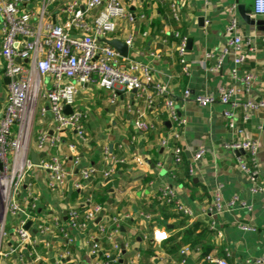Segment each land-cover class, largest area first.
Listing matches in <instances>:
<instances>
[{
  "label": "crops",
  "instance_id": "crops-1",
  "mask_svg": "<svg viewBox=\"0 0 264 264\" xmlns=\"http://www.w3.org/2000/svg\"><path fill=\"white\" fill-rule=\"evenodd\" d=\"M252 4L253 0H181L179 21L175 22L170 18L164 0L129 3L128 11L135 16L144 15L143 21L117 20L116 31L109 40L125 42L130 36L132 45L128 57L148 63L154 79L167 85L178 114L185 120L179 142L181 163L174 165L171 149L160 145L170 129L162 99L148 109L133 91H120L111 104L107 91L93 83L82 85L77 90L75 107L83 114L82 128L87 141H79L67 130L58 147L44 152L35 150V139L42 132L51 136L53 125L48 112L41 116L36 110L27 131V157L30 159L32 152L43 155L39 160L57 157L69 177L62 187L51 190L46 171L35 167L27 173L18 200L25 211L27 198L37 200L36 210L27 221L36 255H31L26 247H18L15 224L7 217L6 235L0 242V264H98V259L89 255L86 235H93L100 253L109 251L112 244L118 245L113 264H208L204 260L207 255L223 258L228 264H246L264 257V111L254 113L244 123L241 111L237 110L238 132H230L221 116L226 107L216 99L220 89L232 83L233 53L229 52L220 67L213 70L231 39L225 28L229 20L228 9L235 6L236 34L243 40L246 55L239 72L255 76L247 91L238 87L240 92L236 99L264 100V43H261L264 32L245 23L238 14V7L242 6L245 13L256 20L252 16ZM32 7L36 9L33 5L25 8ZM49 20L56 22V17ZM175 32L187 39L188 75L183 74L179 64ZM152 52H157L159 59H149L148 54ZM5 80L0 71V111L7 95ZM185 90L191 96H211L214 101L199 107L191 99L182 100ZM127 107L134 113H129ZM137 112L143 121L153 126L150 131L143 133L134 128L135 116L132 114ZM14 131L16 133L15 128ZM235 140L257 142L256 181L262 188L258 194L251 193L252 181L238 167L237 158L247 159V152L237 155L236 151L226 148ZM68 145L74 146L73 152L68 150ZM198 150H203L204 154L200 160L193 161ZM75 158L78 159L77 166L72 163ZM134 158H139L141 163H136ZM120 160L125 163L119 164ZM83 168H93L96 173L80 190H74L73 183ZM108 169H114V172L103 178L102 172ZM105 183H108L106 194ZM218 186H221L224 200L238 196L250 205V210L237 207L219 214L209 213L212 194ZM163 187L172 190L173 202L166 203L160 198L158 191ZM94 191L106 197L101 205L104 215L129 217L111 240L95 234L94 225H90L86 233L70 231L71 243H66L56 232L37 233L39 223L57 219L60 224H66L67 212L80 207ZM175 204L189 209L191 216L182 215ZM193 226H196L194 233H200V241L191 248L181 242L185 232ZM153 232H164L167 239L156 244L151 238ZM143 235L149 238L146 240ZM149 249L152 250L150 256ZM182 250L185 252L181 253Z\"/></svg>",
  "mask_w": 264,
  "mask_h": 264
},
{
  "label": "built area",
  "instance_id": "built-area-1",
  "mask_svg": "<svg viewBox=\"0 0 264 264\" xmlns=\"http://www.w3.org/2000/svg\"><path fill=\"white\" fill-rule=\"evenodd\" d=\"M132 1L135 0H0V71L4 79L8 80L6 100L0 111V242L6 235V218L10 217L15 224L18 247H26L31 255H36L35 243L25 225L36 210L37 200L33 197L27 198L28 206L25 211L19 204V191L27 173L35 167L48 173L47 185L51 190L62 187L69 173L57 157L39 160L37 166L31 163L27 157L28 127L36 110L41 116L47 112L51 115L54 133L51 136L45 132L38 133L35 139L37 152L58 147L67 130L72 131L79 141L86 142L82 128L83 114L75 107L77 90L82 85L93 83L107 91L111 104L115 102L120 91H135L136 97L142 100L148 109L152 108L157 100L162 99L170 129L166 137L161 139L160 145L171 149L174 165L181 163L182 150L179 142L185 120L178 114L167 85L154 79L153 69L148 63L137 62L129 58L128 54L127 57H122L101 41L109 40L115 33L117 20L128 23L143 21L144 15L135 16L128 11L129 3ZM164 1L168 4L170 18L178 22L181 0ZM28 5L36 6L37 10L33 7L25 8ZM92 13L94 15L90 18ZM228 14L229 20L225 31L231 39L213 70L220 67L229 52L233 53V67L230 71L232 83L220 89L216 100L226 107L221 116L226 122L227 129L230 132H238L236 111H241V120L245 123L254 113L264 111V100L236 99L240 92L238 87L247 91L255 76L252 73L239 72V68L246 61V55L242 48L243 40L236 34L238 25L236 7H230ZM53 16L56 17V22L49 20ZM252 16L264 22V0H253ZM173 36L178 40L176 51L182 72L188 75L189 67L185 61L187 39L176 32ZM124 43L129 50L132 38L129 36ZM245 43L248 46L249 40L247 39ZM261 43H264V37ZM148 57L159 59L157 52L149 53ZM188 99L193 100L199 107L214 101L211 96H191V93L185 90L182 100ZM66 107L71 109L70 114L64 113ZM127 111L134 113L129 107ZM132 115L135 116L133 126L137 131L146 133L153 128L151 124L141 119L138 112ZM226 148L247 152V159L237 158L238 167L252 181L251 193L262 192L256 181L257 142L235 140ZM68 150L73 152L74 146L68 145ZM104 152L107 154V150ZM203 154V150L196 151L193 161L200 160ZM133 160L141 163L139 158ZM72 163L77 166L78 159L75 158ZM118 163L125 162L120 160ZM113 170L103 171L102 177L108 178ZM189 171L191 172V167ZM95 173L96 170L93 168L80 169L73 189L80 190ZM158 194L164 202H173V192L169 187L161 188ZM212 199L209 213L219 214L237 207L250 210V205L238 196L224 200L221 186L216 187ZM81 205L82 209L74 208L67 212L66 224H60L57 219L39 223L36 226L37 233L56 232L66 243H71L70 231L86 233L88 227L94 225L95 234L111 240L113 235L118 233L121 223L129 219L127 215H104L103 207L93 203L90 197H86ZM175 208L182 215L191 216L189 209L177 204ZM242 229L247 230V227L242 226ZM143 238L147 240L149 237L143 235ZM151 238L153 242L160 244L167 236L164 232H153ZM86 243L89 255L97 258L98 264L114 263L112 254L118 252L117 244H112L109 251L100 253L99 244L93 235H86ZM110 257H113L112 260ZM204 260L208 264H228L225 259L213 255H207ZM246 264H264V257L253 259Z\"/></svg>",
  "mask_w": 264,
  "mask_h": 264
},
{
  "label": "water",
  "instance_id": "water-1",
  "mask_svg": "<svg viewBox=\"0 0 264 264\" xmlns=\"http://www.w3.org/2000/svg\"><path fill=\"white\" fill-rule=\"evenodd\" d=\"M238 14L240 16V18L247 24L250 25H255L257 27V29L259 31L264 32V22L260 19H256L253 20L249 17L248 14L245 13L244 9L242 6L238 7ZM103 43L107 44L108 46H110L111 48H113L120 56L122 57H127L128 54V47L126 46V44L120 40L117 39H102L101 40ZM17 62H19L18 60H16ZM8 80H5V83L7 84ZM135 93V91H133ZM65 114H70L71 113V109L69 107H66L64 110ZM237 155L239 154H243L244 151L239 150L235 152ZM42 154L40 155H36L34 152L30 153V161L33 165L37 166L38 165V161L39 159L42 158ZM98 221V219H97ZM96 221V222H97ZM30 226V223L27 222L25 225V228L28 229V227ZM121 248L123 249V247L121 246ZM113 257H110V259L112 260Z\"/></svg>",
  "mask_w": 264,
  "mask_h": 264
},
{
  "label": "trees",
  "instance_id": "trees-1",
  "mask_svg": "<svg viewBox=\"0 0 264 264\" xmlns=\"http://www.w3.org/2000/svg\"><path fill=\"white\" fill-rule=\"evenodd\" d=\"M107 189H108V183H105L104 187H103V190H104V193L106 194L107 193ZM87 197H90L92 202L95 203V204H99V205H102L103 202L105 201L106 197L104 196H100L98 192L94 191L92 194L88 195ZM82 205L80 207H78L79 209H82ZM195 227L196 226H193L192 229L188 230L185 232V235H184V241L182 240V244L186 243L189 245V247L193 248L196 244L199 243L200 241V233L199 234H195L194 231H195ZM103 244L106 246L107 244L105 242H103ZM108 247V246H106ZM148 255L150 256L152 254V250H148ZM114 256V254H112ZM102 258V257H101ZM110 261V259L108 260Z\"/></svg>",
  "mask_w": 264,
  "mask_h": 264
}]
</instances>
